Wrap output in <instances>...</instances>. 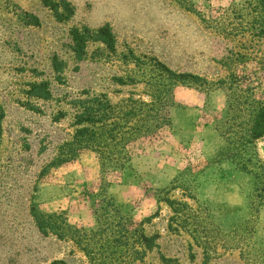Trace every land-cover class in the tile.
<instances>
[{"label": "rangeland", "instance_id": "rangeland-1", "mask_svg": "<svg viewBox=\"0 0 264 264\" xmlns=\"http://www.w3.org/2000/svg\"><path fill=\"white\" fill-rule=\"evenodd\" d=\"M66 1L72 14L64 18L42 0H0V264L89 263L71 241L42 235L30 206L95 228L106 207L96 154L84 150L43 170L69 139L72 101L84 91L116 101L143 96L141 81L172 82L152 57L197 77L172 87L171 127L130 144V167L105 174L115 204L147 236L157 235L156 247L133 264H264V137L247 140L239 114L251 98L264 99V37L248 26L253 7L244 0ZM104 24L114 48L89 42L74 62L72 28ZM54 57L66 63L59 78ZM36 79L49 81L50 99L28 96Z\"/></svg>", "mask_w": 264, "mask_h": 264}, {"label": "trees", "instance_id": "trees-1", "mask_svg": "<svg viewBox=\"0 0 264 264\" xmlns=\"http://www.w3.org/2000/svg\"><path fill=\"white\" fill-rule=\"evenodd\" d=\"M42 1L54 11L56 7H61L60 17L64 15L66 18L72 14L71 6L66 0ZM244 2L254 10L248 25L250 29L257 30L253 36L264 37V0H244ZM240 21L244 25L243 20ZM70 34L72 37L70 56L74 62L81 59L89 42L101 41L108 49L114 48L115 39L108 24L97 29L72 28ZM151 60L152 66L159 68L167 80L172 82L158 86L157 83L153 84L148 80L141 81L146 84L143 96L130 92L129 95L122 96L116 101L107 93L84 91L83 97H76L72 101L76 109L72 115V132L69 139L59 145L57 153L47 162L43 170L45 173L49 168L74 161L84 150L96 154L101 175L98 196L106 203V207L100 209L102 216H97L95 228L88 231L70 224L63 213L44 212L35 204L30 206V214L37 230L44 236L54 235L60 240L71 241L87 256L88 264H133L136 257L142 260L145 251L156 247L157 235L147 236L142 228L138 227L139 224L134 226L131 216L126 215L125 211L121 210V206L115 204L114 199L107 193L110 184L105 179V174L109 172L121 174L130 167L132 159L130 144L145 137L156 136L163 129L171 127L169 108L175 105L172 87L176 83L184 84L186 81L195 83L193 80L197 76L187 72L172 71L155 58L152 57ZM262 63L264 64V61ZM65 64V61L54 57L52 69L57 78ZM115 80L122 83L120 78ZM129 81L132 84L139 82L134 78H130ZM27 85L28 96L40 100L51 98L49 81L36 79L29 81ZM240 113L247 118V121L241 124L247 140L264 137V99L251 98L244 112ZM63 116L59 113L55 120ZM3 117L4 110L0 104V144ZM260 184L264 192V175L260 179ZM128 254H134V257L131 258L129 255L127 258ZM50 264L68 263L63 259H54Z\"/></svg>", "mask_w": 264, "mask_h": 264}]
</instances>
